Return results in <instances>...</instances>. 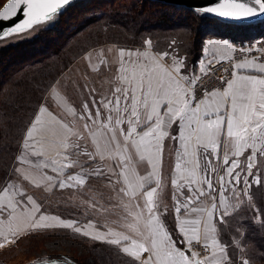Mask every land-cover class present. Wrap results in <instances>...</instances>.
Instances as JSON below:
<instances>
[{"label":"snow or ice","instance_id":"6c2138e0","mask_svg":"<svg viewBox=\"0 0 264 264\" xmlns=\"http://www.w3.org/2000/svg\"><path fill=\"white\" fill-rule=\"evenodd\" d=\"M69 2L9 0L0 11V20H9L18 14L25 18L0 34L6 36L22 32L33 25L51 21ZM196 11L236 20L259 18L264 16V0H218L217 5ZM208 44L225 49L232 47L228 41L210 40ZM145 46L151 47V41H146ZM119 57V84L112 90V98L94 99V114L88 104H84V113L78 119L86 121L83 127L89 131V121L92 124L99 122L100 127L110 133L108 143L116 150H134L139 159L153 169L148 177L154 178L155 187L150 186L151 180L149 186L139 183L143 203L138 202L135 206L138 211L128 214L130 220L125 217L127 227L136 234V238L111 230L92 238L119 246V250L130 258L128 264H250L244 256L234 261L226 251L229 245L219 241L217 232L219 225L227 223L230 211H234L235 205L230 203V196L243 202L245 198L251 199L253 185L264 186V63L254 60L235 62L232 79L224 80L221 88L210 90L202 87L207 68L200 77L182 72L184 61L174 48L170 51L152 48L151 52L122 48ZM215 62L214 59H207L210 65ZM50 92L54 102L60 99L54 85ZM98 105H102L107 113H102ZM69 111L75 116L74 110ZM45 114L52 122L67 129L56 144L63 149V153L58 154L63 162L52 160V172L64 175L66 169L79 164L78 160L72 159L73 156L87 155L89 159H95V152L81 150L79 143L71 140V136L77 134L68 124H61L46 105L38 109L25 131L24 146L33 150L32 155H44L31 141L37 126L43 124ZM81 138L77 135V140ZM166 139L179 145L175 163L178 175L171 180L174 188L172 225L168 221V207L160 208L154 200L160 187L156 168L163 162ZM130 159L125 160L121 156L124 167L114 173L117 183L121 184L116 189L118 196L123 194L121 199L136 194L133 179L126 175ZM17 160L24 162L23 156L17 157ZM34 166L48 168L49 164L41 161ZM15 172L20 173L19 167ZM92 175L103 176L104 170L95 167L88 171L82 167L80 174L68 173L66 180L59 181L56 186L61 189L83 186L86 176ZM46 179L52 181L54 178L47 176ZM16 193L14 183L0 182V223L7 222L13 239L20 234L14 227L19 217L26 219L24 231L28 235L56 228L89 235L87 226L50 216L41 210V205L32 196L21 192L17 198ZM4 241L11 242L7 235ZM236 245L239 246V241ZM50 264L72 262L65 258Z\"/></svg>","mask_w":264,"mask_h":264},{"label":"trees","instance_id":"16d2710c","mask_svg":"<svg viewBox=\"0 0 264 264\" xmlns=\"http://www.w3.org/2000/svg\"><path fill=\"white\" fill-rule=\"evenodd\" d=\"M5 1L0 0V7ZM96 1L101 3L88 17L67 19L66 22L74 21L71 33L65 35L55 24L30 41L0 49V182L9 174L20 140L56 78L90 48L103 44L100 43L103 38L112 37L108 43L127 46H140L149 38L159 51L175 41L179 52L186 56L187 64L194 65L201 56L202 42L209 34L241 42L264 30V22L233 25L181 6L151 0H132L133 3L118 7L112 6L117 0H78L57 19L74 8L79 11ZM251 193L249 205L227 217V223L219 225L218 232L221 242L229 245L227 248L234 261L244 256L253 264H264V186H253ZM74 237L85 244V253H92L96 264H122L120 259L116 260L120 256L112 247L90 242L82 236ZM65 258L82 264L75 257L60 254L45 259Z\"/></svg>","mask_w":264,"mask_h":264},{"label":"rangeland","instance_id":"374dc122","mask_svg":"<svg viewBox=\"0 0 264 264\" xmlns=\"http://www.w3.org/2000/svg\"><path fill=\"white\" fill-rule=\"evenodd\" d=\"M100 3L101 1H96L93 4H88L80 8L79 11L75 10L76 8H74L70 10L67 15L63 16L60 20L57 19L56 16L53 20L38 25L29 31L15 33L6 39L0 40V49L7 46H13L24 40L30 41L38 37L42 30L44 31V29L55 26V24L58 28L60 26L61 30L64 31L65 35H67L68 33H71L73 31L71 23L74 22H66L67 19L72 17V19L75 20L77 18L79 19L84 18L86 16L88 17L92 14L93 9L97 7V5H100ZM131 3H133L132 0H117L112 6L118 7L121 4ZM261 32V34H256L254 37L247 38L246 40L241 42H234L229 39L228 40L231 41L232 44L236 45L237 47H249L250 49H256L254 54L249 53V51L245 52V54H247V57H258V55H263L264 52V30H262ZM112 39V37L103 38V41H100V43L103 44L90 48L88 51L99 48H102L105 51H108V49L118 48L132 50H146L149 48L152 50V48H154L153 42L149 38L145 39L143 41V44L140 46H127L123 44L119 45L107 42V40ZM148 40L151 41V47L145 46V42ZM210 40L224 39H221L220 37H215L214 35L210 36L209 34L202 42L201 56L196 61L197 63H195L194 65L187 64L186 56L179 52V49L177 48V42L175 43V41L174 43L173 41H171L169 46L165 47L162 51H170L172 48L176 49L179 57L182 58L184 61V64L181 69L182 72L188 73L189 75L195 74L196 77H200L201 74L199 71V63L202 61V55L203 50L205 48V44H208ZM252 46H256L257 48H254ZM207 47L210 49V52L214 51L212 47ZM88 51H86L85 53H87ZM215 51L217 52V54H222L225 52L222 47H218ZM83 55L79 56L65 71H63L56 78L54 83L51 85H54L56 87L57 91L59 92V95L64 97L65 101L68 103L83 102L93 96L95 98L107 97L113 81V76H111V68L113 66L110 67V73H108L109 71L107 70H105V72H102V70H99L97 72H90L85 68L86 66H84L85 63H83V60H80ZM204 67L207 68V74L203 76L202 87L204 88H208L210 90L218 89L223 86L224 80L232 79V68L229 62L219 60L209 66L207 65V62H205V64H203V68ZM90 86H92L94 92H92L93 90H91ZM50 88L44 95L43 101L37 108L35 114L38 112V109L41 106L46 105L48 107L49 112H51L58 119V121L60 118L64 120L63 122H61V124H68V117L62 115L59 108L56 106V101L54 102L52 99ZM95 94H97L98 96H96ZM35 114L33 115L30 123L32 122ZM42 120L43 124L41 125V133H49V135L47 134L41 136V144H43V148L41 149V144L37 139L31 141V143H35L36 149L42 150L44 155L39 157L34 156L32 155L33 150L24 146V132L20 140L19 150L16 153L10 172L6 176L4 182L10 181L16 185L17 198H19V193L21 192L27 196H32L34 200L39 205H41V210L46 211L48 215L57 216L65 221H77L81 226L90 225L92 226L94 231L90 232L86 228V231L89 235L84 236L74 233L72 230L56 228L37 234L28 235L27 232L24 231V229L27 227V221L24 217H19L14 222V227L19 231L20 234L16 236L15 239H13L11 234L8 232L7 222L0 223V245H2L0 246V264H32L34 262L40 261L41 259L44 260L50 255L56 254L64 255L65 257L69 258L75 257L82 264H96V262L94 261V257L91 255L92 253H85V244L79 241V239H75L74 236L76 235L85 237L90 242L103 243L109 246L110 248L112 247L115 252H117L120 256L116 260L119 261L120 259V263L127 264L130 258L119 250V246L108 244L101 239L92 238L95 236L104 235L108 233L109 230L122 235H128L130 238H136V234L127 227V220L125 219V217L130 220L131 217L128 214L134 213L135 211H138V209H136V205H134V202L131 201L130 197H123V199H121L123 194H120L118 196L116 191V189H118L121 184L117 183V176L114 173L120 172L124 166H122L121 170H119L114 166L113 162L108 161L102 163L97 160V157H95V159L93 160L89 158L86 159L85 155H79L72 157L73 160H78L79 164L75 165L73 168L66 169L64 175L58 176L56 173L51 171V161L55 159L60 163L63 162L62 156L58 155L63 153V149L56 147V144L67 133V129L62 128L60 124L52 122L51 119L47 116V114L42 117ZM57 130H62V133H60L61 136L56 137L54 135H51V133L53 132L58 133ZM74 137L75 136L72 135L71 140L79 143L80 147H83L84 145L82 143L85 142L86 139L84 138L83 141H79L75 140L76 138ZM166 146L167 148H169L170 152H165L164 156L167 157L168 163H171V157H173L174 155L176 142L172 141L171 139H168ZM69 151H72V149H69ZM19 156H23V163H20L17 160V157ZM121 156L125 157V160H128L129 157H133V155L127 154L118 155V157ZM135 156L137 160V155ZM85 159L87 161H91V165H85ZM41 161H46L49 164V167L39 168L34 166L35 163ZM144 163L145 162H143V164L141 165L144 166ZM18 167L20 169V173L15 172V169ZM82 167L88 169V171H91L95 167H100L104 170V175L100 177H97L95 175L86 176V182L83 186H78L74 188L65 187L63 189L56 186L59 181L66 180L68 173H71L73 175L80 174ZM126 167V175L130 177L133 172L132 167H134V164L132 165V167L127 164ZM47 176H52L54 179L52 181H49L46 179ZM24 177H27V179H24ZM131 178L133 179V177ZM253 186L255 187L256 185ZM168 199H170L169 196ZM229 201L230 203L235 205V208L234 211H230V214L227 217L231 216L244 205H249L248 198H245L243 202H240L230 196ZM138 202L143 203L141 200H139ZM173 204L174 202L172 203L171 199L165 201L162 206L163 208L165 206L168 207V220L174 223V216H172V212L174 211ZM90 221L91 223H89ZM60 230L64 231L62 232ZM99 231H102L101 235L97 234ZM60 232L62 233L60 234ZM68 232L71 233V235ZM50 233H56L58 236ZM5 235L9 237V240L11 242L4 241ZM217 238L221 242L219 232H217ZM226 251L230 255L228 248L226 249ZM249 262L250 264H253L250 260Z\"/></svg>","mask_w":264,"mask_h":264},{"label":"crops","instance_id":"0c3cea01","mask_svg":"<svg viewBox=\"0 0 264 264\" xmlns=\"http://www.w3.org/2000/svg\"><path fill=\"white\" fill-rule=\"evenodd\" d=\"M216 41H220V42L228 41L232 47L230 49H225L222 47L225 52L222 54L221 53L217 54L215 50L218 48V46H212L209 44H205V48L203 50V55H202V61L204 62L202 64L201 62L199 63L200 74L203 72L205 68V67L203 68V64L207 62V59H214L215 61L224 60L230 63L231 68L235 62L244 61V60H254L258 63H264V52H263V55H258V57L257 56L247 57L246 56L247 54H245V52L249 51V53L254 54L256 49H250L249 47H245V48L237 47L236 45H233L232 42L227 39L216 40ZM207 46L212 47L214 51L210 52V49ZM252 47L257 48L256 46H252ZM205 49L207 50V59H205ZM135 50L139 51L140 49H135ZM146 50L151 52L150 48ZM119 52H120L119 48L118 49H108V51H105L104 49L99 48V49L88 51L80 58V60H83V63H85L84 65L86 66L85 68L89 70L90 72H97L99 70H102V72H105V70H107L109 71L108 73H110V70L112 69L111 76H113V81L109 89V93L107 96L108 98H112V90L119 84V80H118L119 74L117 73V68L120 62ZM207 65L209 66L210 64L207 63ZM111 66L113 67L110 69ZM90 87H91V90H93L92 92H94V89L92 88V86ZM95 95L98 96L97 94ZM93 97H91L90 99L88 98L86 99V101H83V102L68 103L65 101L64 97L60 95V99L56 101V106L59 108L62 115L68 117L67 123L69 124V127H71L72 132L82 137L81 139H79V141H83L84 138L86 139L85 142L82 143L84 146L80 147L81 150H86L88 152H95L96 153L95 157H97V160H99L102 163L108 162V161L113 162L114 166L119 170H121V167L123 165L121 162V157H118V155H124V154L133 155V157H131L130 162L128 164L130 165V167H132V165L134 164V167H132L133 172H132V175H130V177H133V185H134V190L136 194L135 196L131 197V201L134 202V205H136L139 200L143 202L142 197H141V189L139 188V183L142 182L145 184V186H149V180H151L150 186L155 187L154 178L148 177V173L152 172L153 169L151 168V166L146 165V163H144L145 167L142 166L141 164H143V162L145 161H141L139 159L138 154H136L134 150L132 152H124L123 150H116L114 145L109 144L108 138H109L110 133H108L106 129L100 127L99 122L97 124H92L89 121L88 123L90 125V131L84 129L83 125L86 121L78 119L79 115L84 113V108H83L84 104L87 103L89 106V109L94 114L96 111V108L93 107V100L95 99L96 101H100L102 99L101 97L100 98L98 97L93 98ZM98 106L100 107V111L102 113L104 114L107 113V110L103 108L102 105H98ZM70 109L74 110L75 116L72 114V112L69 111ZM59 121L63 122L64 120L60 118ZM173 127L175 128V125H173ZM57 132L58 133L53 132L51 133V135H54L56 137L61 136L60 133H62V130L60 131L57 130ZM47 134L49 135V133H46V132L41 133V125H38L37 130H35L33 133V136H34V139H37L41 144V136H44ZM77 135H74L75 136L74 138H76L75 140H77ZM167 141L168 139L164 141L163 162L162 164H158L156 168V172L159 174V177H160V187L157 189V193L154 197V200L156 201L157 204H159L160 208H163L162 205L165 201L172 199L174 188H173V185L171 184V180L173 178H176L178 175L175 171V163L177 160V150L179 148V145L176 142V147L174 149V155L173 157H171V163H168L167 157L164 156L165 152H170L169 148H167L166 146ZM97 148H99V150H97ZM135 155H137V160H136ZM85 156H86L85 157L86 159L89 158L87 155ZM86 159H85V165H91V161H87ZM142 177H148V179L141 181L140 178ZM171 187H172V190H171ZM168 196L170 197V199H168ZM173 202L174 201L172 200V203ZM172 216H174V211L172 212ZM86 226H87L86 227L87 230H89L90 232L94 231L92 226L90 225H86ZM101 233L102 231H99L97 234L101 235Z\"/></svg>","mask_w":264,"mask_h":264},{"label":"water","instance_id":"95a60500","mask_svg":"<svg viewBox=\"0 0 264 264\" xmlns=\"http://www.w3.org/2000/svg\"><path fill=\"white\" fill-rule=\"evenodd\" d=\"M76 1H78V0H70L69 4L65 5L64 8L62 10H60V12L56 16L64 13L66 8ZM151 1L165 3V4H169V5H174V6H181V7L190 9L195 13H199L201 15H205V16L210 17V18H215V19L220 20L221 22L233 24V25H253V24L264 22V16H261L259 18H241L239 20H236V19H233L230 17H220L214 13H200V12L196 11V9H198V8L217 5L218 0H151ZM8 2H9V0H6L3 3V5L0 7V11L3 10V6L5 4H7ZM24 18L25 17H23L22 14H18L12 19L0 20V33L7 32L9 29L13 28L17 23H19ZM46 22H48V21H46ZM46 22H44V23H46ZM44 23H42V24H44ZM39 25H41V24H39ZM36 26H38V25H33L32 28L26 29L22 32L29 31ZM22 32H15V33H22ZM15 33H12V34L6 35V36L0 34V40L6 39ZM63 260L64 259H51V260L45 259V260H40V261L34 262L32 264H50L51 261H63ZM72 264H75V263L72 262Z\"/></svg>","mask_w":264,"mask_h":264}]
</instances>
